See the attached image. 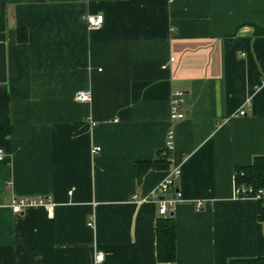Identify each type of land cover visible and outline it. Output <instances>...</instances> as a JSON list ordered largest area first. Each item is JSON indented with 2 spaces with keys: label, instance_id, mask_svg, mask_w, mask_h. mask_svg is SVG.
<instances>
[{
  "label": "crops",
  "instance_id": "1",
  "mask_svg": "<svg viewBox=\"0 0 264 264\" xmlns=\"http://www.w3.org/2000/svg\"><path fill=\"white\" fill-rule=\"evenodd\" d=\"M83 89L89 102L75 100ZM178 89L185 116L172 119ZM169 131L170 160L139 181L136 161L155 160ZM0 149V264L264 257L259 204L233 190L235 169L264 156V0H0ZM172 167L164 262L158 203L138 199ZM39 195L52 204L11 210Z\"/></svg>",
  "mask_w": 264,
  "mask_h": 264
},
{
  "label": "built area",
  "instance_id": "2",
  "mask_svg": "<svg viewBox=\"0 0 264 264\" xmlns=\"http://www.w3.org/2000/svg\"><path fill=\"white\" fill-rule=\"evenodd\" d=\"M85 20L87 25L92 27H100L103 24L104 17L102 14H88L85 16ZM170 60H174L173 58H170ZM166 64L162 65L163 67H166ZM184 92L180 89L173 91L171 95V107H170V118L172 119H179L185 116V114L180 110V106L184 100ZM92 98V93L89 90H78L75 94V100L80 102H89ZM245 113V110L242 108L238 111V114L242 115ZM92 152L98 153L101 149L99 146H92ZM173 151L172 147V133L168 132V137L165 141V145L163 147L162 154L167 156V159L170 160L171 153ZM3 152L0 149V160L3 158ZM236 174H242V171L239 173H235L234 178V196L237 198L240 197H246L251 199H264V189L261 187L253 186L250 183H246L243 181H238V176ZM178 168L172 167V169L169 172V175L166 176V179L163 180L155 189H153L151 192L150 198L143 197L139 198L138 201H144L147 199H155L159 206V214L163 217H167L173 210V204L180 199L181 193L178 191V188L176 186V179L178 178ZM177 188V190H175ZM168 193H171L172 195H168ZM136 196H134L135 198ZM52 204V200L50 196H20L17 198H14L11 201L10 207L11 210L14 213L20 214L24 211L26 207L29 206H49ZM201 202L197 201L196 205H200ZM89 226H92L93 223L91 221L87 222ZM104 253L101 251H97L95 255V264H100L103 261Z\"/></svg>",
  "mask_w": 264,
  "mask_h": 264
},
{
  "label": "trees",
  "instance_id": "3",
  "mask_svg": "<svg viewBox=\"0 0 264 264\" xmlns=\"http://www.w3.org/2000/svg\"><path fill=\"white\" fill-rule=\"evenodd\" d=\"M19 39H25L19 34ZM163 151V150H162ZM159 153L155 160L151 161H136L135 176L140 181L141 176L145 171L151 167H164L167 164V156ZM253 163L250 165L240 166L235 169V173L242 171V174H236L238 181L250 183L253 186L261 187L264 189V156H255ZM257 218L263 223L264 227V206L261 202L264 199H257ZM155 223V236H156V257L159 261L168 262L175 258V222L173 215L169 214L167 217L159 216ZM229 264H264V257L256 258H241L231 259Z\"/></svg>",
  "mask_w": 264,
  "mask_h": 264
},
{
  "label": "water",
  "instance_id": "4",
  "mask_svg": "<svg viewBox=\"0 0 264 264\" xmlns=\"http://www.w3.org/2000/svg\"><path fill=\"white\" fill-rule=\"evenodd\" d=\"M175 190H177V188Z\"/></svg>",
  "mask_w": 264,
  "mask_h": 264
}]
</instances>
